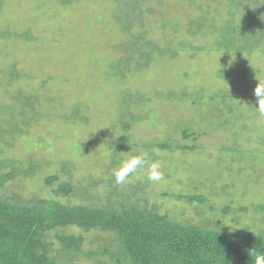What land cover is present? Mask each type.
I'll return each instance as SVG.
<instances>
[{"label":"rangeland","instance_id":"374dc122","mask_svg":"<svg viewBox=\"0 0 264 264\" xmlns=\"http://www.w3.org/2000/svg\"><path fill=\"white\" fill-rule=\"evenodd\" d=\"M0 4V34L5 36L0 35V108L19 109L20 96H35L41 114L29 126L17 117L26 133L17 129L0 144V159L17 160L25 171L0 187V200L30 205L54 200L94 208L133 204L184 224L264 235V114L256 108L258 100L250 98H256L254 90L264 81V54L236 58L216 50L217 29L227 17L225 0H147L143 8L149 39L161 49L182 52L176 58L155 56L140 73L117 67L119 45L126 40L114 18L121 4L117 0ZM205 12L213 26L193 36L190 22ZM24 33L32 39L15 36ZM14 71L17 77H12ZM170 92L204 99L193 104L156 98ZM134 94L145 96L143 105L130 109L142 119L122 128L121 120H130L121 116L123 98ZM221 95L240 99L211 100ZM75 106L87 123L63 120ZM4 120L9 117L0 113V122ZM184 130L190 131L188 139ZM121 138L126 141L117 155L112 145ZM163 143L195 150L157 155L150 148ZM136 154L159 161L163 179L148 180L145 166L117 184L113 171ZM6 171L1 169L0 176ZM52 178L56 180L49 184ZM64 184L73 187L71 196L59 193ZM178 195L199 196L205 203L176 200ZM64 234L85 239L83 253L71 258L73 264H120L109 255L116 254L109 243L114 234L74 226L47 238L56 264H67L58 241Z\"/></svg>","mask_w":264,"mask_h":264},{"label":"trees","instance_id":"16d2710c","mask_svg":"<svg viewBox=\"0 0 264 264\" xmlns=\"http://www.w3.org/2000/svg\"><path fill=\"white\" fill-rule=\"evenodd\" d=\"M146 1L117 0L121 4L118 5L114 18L126 35V40L119 45L121 56L117 60V67L120 69L126 66L128 73H140L147 69L155 56L162 57L170 54L172 58H176L182 52L179 49H161L149 39V31L144 26L143 5ZM214 1L217 3L221 0ZM225 1L227 17L223 25L217 29L219 35L214 43L216 50L236 58L256 52L264 54V0ZM209 15L210 12H205L190 22V31L193 36L213 26ZM135 28L139 30L137 33L133 32ZM15 36L17 39L26 41L32 39L27 33ZM201 50L204 51V49ZM14 76L17 77L15 71L12 77ZM211 97V100L221 99L223 102L240 99V97L234 98L228 95ZM126 98L128 96L125 95L121 116L126 114L130 120L127 122L122 119L120 122L122 128L142 119L131 115L130 109L134 105L141 106L145 103V96L139 94L129 96L128 101ZM156 98H164L168 101L189 100L193 104L204 99L200 94H174L173 92L167 95L158 93ZM20 104L21 107L16 110L0 108V113L9 117L8 121L0 122V144L6 141L7 135L14 137L17 129L21 134L26 133L20 128V124L15 122L17 117H24L26 120L24 124L29 126L30 119H32L31 122H35L41 116L37 110V97L20 96ZM63 120L81 124L88 122L80 106H75L63 117ZM237 120L238 117L235 115L234 121ZM6 127L9 129H5ZM183 135L188 139L191 134L189 130H184ZM125 141V138H121L112 145L117 155ZM150 148L163 152L195 150L194 147L168 143L153 144ZM66 166L70 165L66 164ZM33 167L32 162V172L29 175L33 173ZM1 169L7 171L0 176V187H4L16 175L25 172L22 169V163L14 159H0ZM55 180L56 178L47 179V182L52 184ZM110 184L112 194L117 193L114 180H111ZM58 191L67 196L74 193L70 184H64ZM132 192L134 195L138 194L137 190H131ZM174 198L190 203H205V200L199 196L178 195ZM71 226L86 232L100 229L114 234L109 243L115 245L116 254H109L107 247L103 250L105 249L106 256L109 254L113 261H120V264L122 260L125 261L124 264H253L250 250L255 248L264 251V235L252 234L244 230L222 231L184 224L169 216L148 211L133 204L121 208L116 206L94 208L68 205L54 200L40 201L33 205L0 200V264H56L49 257L47 238L50 233ZM58 241L62 247V254L68 258L65 260L67 264L72 263V257L83 253L85 239L82 236L64 234L58 237ZM92 255L100 257L103 254L93 253Z\"/></svg>","mask_w":264,"mask_h":264},{"label":"clouds","instance_id":"9594fccd","mask_svg":"<svg viewBox=\"0 0 264 264\" xmlns=\"http://www.w3.org/2000/svg\"><path fill=\"white\" fill-rule=\"evenodd\" d=\"M254 95L258 100V107H256L262 114H264V81L259 80L257 87L254 90ZM156 151L159 155V150ZM147 167V178L150 181H160L163 179V173L160 170L161 164L159 161H147L144 154L131 155L126 160H123L119 167L113 171L115 182L117 184H124L131 175L135 174L138 169ZM250 257L253 264H264V251L255 248L250 250Z\"/></svg>","mask_w":264,"mask_h":264}]
</instances>
